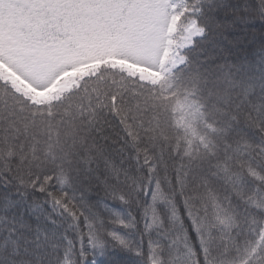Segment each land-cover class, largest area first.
I'll return each mask as SVG.
<instances>
[{"label":"snow or ice","instance_id":"snow-or-ice-1","mask_svg":"<svg viewBox=\"0 0 264 264\" xmlns=\"http://www.w3.org/2000/svg\"><path fill=\"white\" fill-rule=\"evenodd\" d=\"M151 2L0 0L17 75L61 50L100 56L55 120L18 108L27 98L0 76V264H157V246L162 264H264V0H161L166 46L154 61L141 49ZM107 52L143 56L160 81L127 80ZM164 88L208 106L215 136L204 152L173 154L147 135ZM54 125L70 126L60 154L33 163L31 141ZM176 189L182 215L157 203L171 193L175 204ZM169 217L176 231H153Z\"/></svg>","mask_w":264,"mask_h":264},{"label":"trees","instance_id":"trees-1","mask_svg":"<svg viewBox=\"0 0 264 264\" xmlns=\"http://www.w3.org/2000/svg\"><path fill=\"white\" fill-rule=\"evenodd\" d=\"M126 79L131 81L136 78L126 76ZM127 87L131 93L134 89L139 90L140 85L139 82L136 84L129 83ZM68 94L69 91L55 95L52 100H47L40 105L32 104L26 99L17 107H23L26 110L34 109L42 113L45 120H55V113L64 103L63 98ZM153 103L156 106V116L149 126L147 135L153 137L156 144L173 154L187 152L190 155H196L197 152L205 151V143L208 138L215 136V132L212 130L214 126L213 116L203 100H198L196 96L184 90L164 88L162 92H157ZM72 111H76L75 107ZM63 115L67 119L70 113L66 112ZM66 131H70V126L66 125L65 128H59L54 125L51 129L44 127L37 139L31 141V145H34L35 148V154L39 157V160L33 163L50 161L54 155L58 156L62 143L66 139ZM58 140L60 143L57 142ZM25 151H29V145H26ZM29 159H31V155H29ZM191 194V189L186 190V196H191ZM180 196L179 189H176L175 204L170 202L171 193H168L163 200L158 197L157 203H164L170 213L178 212L182 215L184 205ZM191 204L192 201L189 200L190 210L195 213L197 209L191 207ZM112 207L119 211L118 205H112ZM132 208L133 211H136L134 204ZM199 212L202 222L206 226L213 223V217L211 214L205 215L202 206L199 208ZM177 228L178 222L175 221L174 217H169L163 224L157 220L153 231L168 230L169 233H172ZM161 253L162 248L157 246L154 258L159 259L160 264H162ZM87 264H91V260ZM96 264H102V258H97ZM132 264H135V261Z\"/></svg>","mask_w":264,"mask_h":264},{"label":"rangeland","instance_id":"rangeland-1","mask_svg":"<svg viewBox=\"0 0 264 264\" xmlns=\"http://www.w3.org/2000/svg\"><path fill=\"white\" fill-rule=\"evenodd\" d=\"M146 11L148 14L147 25L141 49L149 53L154 61L166 46L165 27L167 18L164 15L161 0H152ZM168 27L170 30L171 26ZM12 43L9 41L10 45ZM103 55L106 64L122 70L128 77H139V81H148L153 84L161 79L159 72H153L141 66L143 56L124 54V59H116L114 57L118 53L107 52ZM164 56H167L166 52H164ZM5 59V47L2 39H0V76L10 81L16 91L32 104L40 105L47 100H52L55 95L75 87L87 73L95 70L100 61V56L93 53L74 54L61 50L55 59H37L31 68L28 71H22L21 75L12 71ZM129 59L134 62L129 63ZM163 62L161 59V65ZM68 66H71V71L64 70ZM21 76L25 78H21ZM154 259L157 264H160L159 259Z\"/></svg>","mask_w":264,"mask_h":264}]
</instances>
